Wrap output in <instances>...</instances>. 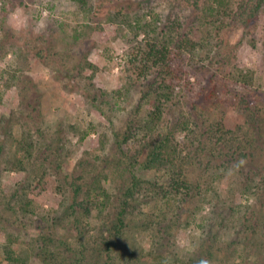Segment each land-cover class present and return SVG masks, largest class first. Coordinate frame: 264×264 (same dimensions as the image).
Listing matches in <instances>:
<instances>
[{
    "label": "rangeland",
    "instance_id": "rangeland-1",
    "mask_svg": "<svg viewBox=\"0 0 264 264\" xmlns=\"http://www.w3.org/2000/svg\"><path fill=\"white\" fill-rule=\"evenodd\" d=\"M18 8L28 19L17 31L9 19ZM200 13L191 0H91L87 10L75 0H0V264H9L5 248H12L22 264H47L40 247L48 238L54 241L50 250L56 252L53 246H60L67 257L64 264L79 257L74 217L63 210L76 194L78 201L91 191L92 198H99L100 189L114 199L121 196L127 163L118 156L117 143L153 100L141 101L149 90L147 83L135 79L129 85L127 54L133 46L145 48L153 42V31L159 32L167 20H187L192 27V18ZM41 19L44 27L38 29ZM251 26L233 29L223 43L214 33L211 43L219 49L209 58L204 51L184 58L192 90L177 87L175 106L197 98L196 112L203 121L210 125L221 119L226 130H235L237 106L232 95L224 98L228 87L240 88L234 77L250 71L254 80L248 86L264 94V14ZM195 30L202 34L200 26ZM85 61L96 68L92 83L79 75ZM258 120L260 147L249 164L264 170V121ZM131 149L141 159L138 141ZM183 170L194 195L169 225L171 243L162 242V256L169 264L187 262L209 228L205 224L202 230V221L210 217L212 223H222L207 264H237L263 240L254 238L247 246L235 236L247 206L260 205L246 189L251 185L244 171L228 166L206 172L192 164ZM134 174L141 180L157 176L138 164ZM57 216L64 221L47 222ZM102 224L103 214L95 209L80 229L94 236ZM153 236L142 226L141 231L131 229L126 249L136 246L143 264H155ZM260 259L264 264V255Z\"/></svg>",
    "mask_w": 264,
    "mask_h": 264
},
{
    "label": "trees",
    "instance_id": "trees-1",
    "mask_svg": "<svg viewBox=\"0 0 264 264\" xmlns=\"http://www.w3.org/2000/svg\"><path fill=\"white\" fill-rule=\"evenodd\" d=\"M75 1L82 10H87L91 0ZM191 1L195 10L201 12L198 18H192V27L187 20L181 22L169 19L159 32L157 29L153 31V42L147 43L145 48L142 45L133 46L127 54L129 85L135 84V79L141 81V85L147 83L149 90L141 101L148 102L149 97V100L153 99L152 104L117 143V154L127 163L124 172L126 182H122L123 186L119 189L123 192L121 196L114 199L107 190L100 189L99 198H92L91 191L87 198L78 201L76 194L63 210L65 215L70 211L74 217L73 225L78 231L79 257L74 260L69 258V264L72 261L74 264H143L136 246L127 250L124 243L131 240V229L141 231V226L154 235L151 248L152 253L157 255L154 258L155 264H169L161 254L165 247L162 242L169 244V225L176 218L179 219L181 210L188 206L194 195L195 188L188 182L183 170L188 164L206 172L215 167L228 166L244 171L251 185H246V189H251L250 196L254 195L260 205L247 206L249 209L241 215L239 231L235 232V236L237 241L247 242V246L253 243L254 238L262 236L263 240H258V248L252 253L245 257L241 255L237 264H261L260 255H264V170L252 169L249 161L260 147L262 123L258 119L262 117L264 121V94L248 86L254 80L253 73L239 71L234 80L240 88L230 90L228 87L224 95V98L232 95L238 109L236 128L229 131L221 119L210 125L202 120L203 115L196 112L197 98L190 103L179 102L175 106L173 93L177 87L183 88V91L192 88L188 82L190 74L184 67V58L200 55L203 51L206 58H209L212 52L219 49L211 43L214 33L217 38L222 36L219 43H223L233 29H251L252 23L264 14V0ZM196 26L201 27V35L197 34ZM85 62L79 75L82 81L92 83L96 68ZM240 116L243 118L238 119ZM181 133L184 135L181 136ZM133 141L141 144V159L130 153ZM2 150L0 146L1 153ZM137 164L157 176L152 180H141L134 174ZM95 209L103 214V224L96 229V235L87 237L89 233H85L80 226L83 220L91 217ZM79 214L80 217L75 216ZM60 221L64 220L57 216L47 222L56 224ZM212 221L215 220L210 217L202 221V230L205 224L209 228L198 239L187 262L178 259L172 264L209 262L214 256L212 249L221 235L219 227L222 223L218 221V224H214ZM53 244V239L48 238L40 247V255L47 264H64L67 257L64 258L60 246L54 245L57 251L52 252L50 245ZM247 246L244 247L248 249ZM4 253L9 264H22L12 248H5ZM249 255L256 258L251 259Z\"/></svg>",
    "mask_w": 264,
    "mask_h": 264
},
{
    "label": "clouds",
    "instance_id": "clouds-1",
    "mask_svg": "<svg viewBox=\"0 0 264 264\" xmlns=\"http://www.w3.org/2000/svg\"><path fill=\"white\" fill-rule=\"evenodd\" d=\"M27 16L24 15L23 9H16L10 16L9 23L15 30H20L21 28H24L27 26ZM44 27V21L41 19L38 24L37 28H43Z\"/></svg>",
    "mask_w": 264,
    "mask_h": 264
}]
</instances>
